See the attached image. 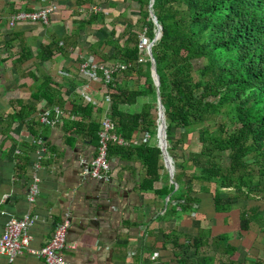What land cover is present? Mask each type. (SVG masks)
<instances>
[{
	"label": "crops",
	"instance_id": "crops-1",
	"mask_svg": "<svg viewBox=\"0 0 264 264\" xmlns=\"http://www.w3.org/2000/svg\"><path fill=\"white\" fill-rule=\"evenodd\" d=\"M44 4L42 0H0V235L8 217L35 214L38 220L27 234L29 247L39 249L69 211L66 247L61 251L69 264H198L204 257L210 258L209 264H247L257 256L264 259V215L240 231L244 200L231 201L229 211L216 213L211 194L190 181L189 195L198 203L182 209L172 192L162 191L171 184L168 172L160 170L152 186L140 187L145 166L137 156L108 155L109 182L81 176L79 161L93 158L97 143L65 131L64 123L77 117L71 101L75 96L82 100L79 90L102 100L107 94L105 84L118 81V74L130 68V63L122 61L97 62L90 49L98 42L109 55L113 47L103 43L110 30L118 33L122 27H130L125 17H137L138 5L126 0H91L80 6L76 0H57L58 9L47 23L8 26L10 14ZM90 6H98L96 13H103L106 25L100 29L99 24L80 26L81 20L95 14L88 12ZM87 58L103 65L119 62L130 66L103 83L101 71L95 80L81 76L80 64ZM48 76L54 96L66 100L60 107L47 105ZM55 107L61 112L58 121L52 126L41 122L42 111L49 109L54 117ZM104 107L93 109L99 126ZM126 107L132 110L131 106L119 108L127 111ZM80 127L76 125L72 131ZM150 140L149 144L154 142ZM133 141L128 145H134ZM184 180L180 178L181 183H186ZM34 182L39 193L29 202L27 195ZM229 191L221 190L220 196ZM171 206L174 209L170 210ZM195 237H201L197 248L191 245ZM227 244L237 246V251L228 254ZM0 264L44 261L24 250L12 262L0 255Z\"/></svg>",
	"mask_w": 264,
	"mask_h": 264
},
{
	"label": "trees",
	"instance_id": "trees-1",
	"mask_svg": "<svg viewBox=\"0 0 264 264\" xmlns=\"http://www.w3.org/2000/svg\"><path fill=\"white\" fill-rule=\"evenodd\" d=\"M126 1L138 5L137 17H125L130 27H122L118 33L110 30L103 43L113 47L109 55L99 48L98 42L91 45L90 51L100 63L131 64L127 71L118 74V81L105 84L104 92L110 96L115 133L129 142L135 137L139 141L128 146L109 143L108 155L126 159L137 156L145 166V178L140 184L144 188L159 179L160 170L167 174L156 138L157 92L150 76V61L139 60L138 47L139 35L143 32L151 42L156 26L148 12L150 0ZM89 2L76 0L80 6ZM151 8L161 27L151 53L166 124V151L177 184V189L171 183L162 191L172 192L182 209L197 204L198 199L189 195L192 184L180 182L190 167L193 183L211 194L216 213L229 211L231 201H245L240 212V231L247 230L254 219L264 214V0H153ZM91 24H99L98 29L106 25L103 13L91 14L80 22L81 27ZM48 50L51 51L50 46ZM196 59L204 60L198 69L193 65ZM141 77L145 79L142 85ZM49 82L48 76L47 105L60 107L66 100L54 96ZM141 98L145 101L139 110L133 109ZM71 102L77 117L64 123L65 131L87 136L98 146L100 126L93 109L99 108L78 96ZM121 105L131 106L132 110L120 109ZM76 125L82 127L72 131ZM198 125L201 147L193 152L188 150L182 133L187 139ZM146 132L154 136L153 143L142 140ZM177 165L179 172L175 170ZM224 189L230 191L222 197L219 192ZM200 239L193 238L191 245L199 247ZM236 251L237 246L227 244L228 254ZM209 259L204 257L198 264H209ZM247 264H264V259L257 256Z\"/></svg>",
	"mask_w": 264,
	"mask_h": 264
},
{
	"label": "built area",
	"instance_id": "built-area-1",
	"mask_svg": "<svg viewBox=\"0 0 264 264\" xmlns=\"http://www.w3.org/2000/svg\"><path fill=\"white\" fill-rule=\"evenodd\" d=\"M45 4L38 9L32 11H17L8 17V26L14 27L18 24L26 22H42L47 23L50 14L54 13L58 9L57 0H42ZM98 6H90L88 12H99ZM138 46H144L147 48L149 42L145 38L144 34L139 36ZM142 60V59H140ZM130 64L125 63H111L109 65H103L96 63L92 58L85 59L80 64V74L89 80L98 79L97 72H102L103 83H108L113 79L115 73H119L126 70ZM87 88V86H86ZM85 88V89H86ZM80 97L83 102L92 105L94 108L103 109L104 116L100 122V128L98 131V146L96 155L89 159H80L81 176L90 177L103 182L110 181V167L108 162V144L116 143L118 145H128L129 142L121 138L115 133L114 123L110 118V111L108 106L110 105V96L105 94L102 100L94 99L85 90H79ZM55 113L54 117H51L50 110L45 109L40 115V120L46 125H54L58 121V116L61 112L59 108H53ZM151 138L150 133H144L142 140L148 141ZM138 140H134L133 143H137ZM39 193V187L34 182L28 191L27 199L29 202H34ZM71 213L69 211L64 212L61 220L54 226L51 237L46 244L39 249H32L29 247V235L27 230L29 227L38 220V216L33 214H26L21 218L8 217L3 231L0 235V255L7 258L8 262H12L16 256L21 254L24 250H27L30 254L43 259L44 264H69L65 261L61 255L62 249L66 247V232L70 224Z\"/></svg>",
	"mask_w": 264,
	"mask_h": 264
},
{
	"label": "water",
	"instance_id": "water-1",
	"mask_svg": "<svg viewBox=\"0 0 264 264\" xmlns=\"http://www.w3.org/2000/svg\"><path fill=\"white\" fill-rule=\"evenodd\" d=\"M152 3L153 0H150L149 3V16L150 19L152 20V22L155 24L156 26V32L154 34V37L152 39L151 42H149V44L147 45V54H148V59L150 61V76L152 78L153 84L156 88V92H157V129H156V138H157V142L161 151V155H162V162L164 164V167L166 168L167 172H168V176L170 179V182L174 184V187H177V184L173 181V174H172V164H171V160L168 156V153L166 151V132H165V128H166V124H165V118H164V113H163V107L162 104L160 102L159 96H158V86H159V79H158V75L156 73V67H155V61L154 58L152 56L151 53V46L153 44V42L155 40H157L160 35H161V27L160 25L157 23L156 17L153 13L152 10Z\"/></svg>",
	"mask_w": 264,
	"mask_h": 264
},
{
	"label": "rangeland",
	"instance_id": "rangeland-1",
	"mask_svg": "<svg viewBox=\"0 0 264 264\" xmlns=\"http://www.w3.org/2000/svg\"><path fill=\"white\" fill-rule=\"evenodd\" d=\"M141 34H143V32L141 33ZM140 34V35H141ZM140 42V41H139ZM139 50H140V57L142 58V60H146V59H148L149 57H148V54H147V50H146V48L144 47V46H140L139 47ZM149 60V59H148ZM204 63V60L203 59H196V60H193V65H194V67L196 68V69H198V68H200L201 66H202V64ZM144 77H141L140 78V80H139V83H140V85H142V83L144 82ZM145 101V99L144 98H141V99H139V101H138V103H136L134 106L135 107H133V109H135V110H139V108L141 107V105H142V103ZM199 128H200V126L198 125V126H196V127H194V129H193V131H192V133H190V134H188L187 136V139H186V137H185V135H184V133H182L183 135V137L185 138L184 139V142H186V144L188 145V150H190V151H193V152H197V151H199L200 150V133L198 132V130H199ZM176 137H179V132H177L176 133ZM151 140L150 141H152L153 139H154V136H151V138H150ZM176 152V151H175ZM181 152V150H177V153H180ZM179 161H180V158H177ZM224 160H226V158H224L223 159V162H224ZM227 161H225V163H226ZM175 170L177 171L178 170V172H179V170H180V167H179V165H177L176 167H175ZM191 168L189 167V168H186V173H183L182 175H181V178L183 179H185L184 181L186 182V183H189L190 181L191 182H193L194 181V179L192 180L191 179ZM198 185L194 182V187H197ZM264 215V214H263ZM264 218V217H263Z\"/></svg>",
	"mask_w": 264,
	"mask_h": 264
}]
</instances>
